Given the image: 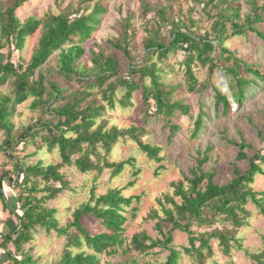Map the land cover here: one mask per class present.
<instances>
[{
  "label": "trees",
  "instance_id": "16d2710c",
  "mask_svg": "<svg viewBox=\"0 0 264 264\" xmlns=\"http://www.w3.org/2000/svg\"><path fill=\"white\" fill-rule=\"evenodd\" d=\"M29 1L9 0V4L5 5L0 0V49L13 44L14 49L22 50L28 36L40 25L42 29L38 47L26 67L23 64H14L11 55H8L6 62L0 58V86L5 85L11 79L14 83L12 94L0 93V133L3 132L6 135L1 147L3 150L13 148L12 117L17 105L29 97H34V107L48 108L52 101L63 96L64 91L54 82H48L47 86L43 74V66L55 52L58 51L56 57L60 74L66 79L74 77L79 80L86 79L89 87L95 85L102 87L119 70L118 60L110 55L107 56L103 50L92 49L91 67L80 68L77 64L84 55L82 43L91 37L101 21V16L107 10L102 3L103 0H97L93 10L89 13L79 14L77 12L71 17L63 12L58 15H48L42 20L30 17L21 22L16 12ZM234 2L207 0V5L211 3L214 7L224 4V9L217 12L218 16L213 22V37L209 33L205 36L196 35L191 31L194 22L185 24L179 20H168L166 10L159 9L157 21L159 24L171 26V40L165 44L159 40L157 35H154L147 40L146 48L157 50L160 56H167L169 52L188 45L183 78L188 89L192 92L196 91L198 79L192 65L197 59L203 65L209 64L211 74L217 69L224 71L234 101L240 103L245 100L247 89L251 84H257V80L264 81V72L257 65H248L241 61L234 51L224 45L227 37L226 24L227 22L232 23L234 35L245 34L248 28L264 40V33L255 26L264 21V3L259 6L256 0H253L244 23L239 25L237 20L240 18L241 6H234ZM120 31H124V38H126L128 31ZM110 43L122 49L124 55L131 57L127 47L124 48L115 40H111ZM150 61L142 64L130 62V78L120 82L125 89L120 103L124 108L131 106V99L135 92L141 91L144 105L147 107L145 115L149 116V108L154 105V114L164 116L165 124L172 134L169 139H172L176 131L180 129L173 117L177 111L189 114L190 107L182 100L173 99L176 87L165 85L159 74L161 69ZM36 71H38V78L35 80L33 77ZM245 73H252L253 78H247ZM147 78L150 79V84L147 83ZM114 90L115 85L109 84L104 91V98L111 108L115 105ZM213 90L217 113L221 111L223 115L230 114L229 97L217 86H213ZM45 95L48 97L45 98ZM89 95V92L85 91L76 92L72 94L71 100L62 106H51V112L55 114L57 120L55 123L44 122L43 124L48 131L45 141L50 149L58 147L61 162L45 165L42 161H38L26 166H20L18 162H15L18 169V178L15 183L21 189L18 197L7 198L0 184V201L3 208L18 220L12 230L2 235L3 247L12 243L16 254L6 251L7 258L0 264H38V259L34 258L31 248L24 250V244L32 240V231H36L38 227H43L47 231L56 230L58 234L66 235L70 244L80 248L86 246L92 250V252L81 250L75 254L70 250H65L59 264H98V254L107 249L114 252L115 247L123 245L122 233L127 220L126 207L130 206L136 198L126 196L123 188L108 187L105 192L97 194L93 187L89 200L75 209L72 221L66 226H59L56 208L44 205L45 201L55 198L68 186L65 175L61 172L65 165L75 166L83 174L96 171L97 176H100L106 169H112L110 179L119 176L129 161H109L108 155L119 140L127 136L136 141L150 159L158 163L164 159V156H161V146L143 142L140 139L138 133L142 132V129L136 126L119 128L112 125L108 127V119L104 116L106 109L104 105L90 102L82 106ZM205 115V112H201L197 117L193 136L197 137L201 133ZM35 126L36 124L28 126L16 143L24 141L27 136L34 138ZM237 146L239 147L237 160L248 159L249 162V167L245 172L234 165V177L227 184L219 185L214 179L215 171L203 170V164L207 162L209 158L207 154L211 150L208 148L202 154V158H198L196 164L189 169V175L185 177L187 184L184 181L172 182L173 195L164 197L172 208H164V217L155 224L156 230L163 239H153L147 232L142 231L133 235L129 247L139 252H145L157 246L165 247L170 253L160 264H178L181 252L168 245L173 241L172 232L180 230L189 234L190 246L185 247L184 251L192 256L197 264H205L206 258L212 254V239H217L223 252L230 254L233 248L232 241L236 240L238 229L245 226L251 216L247 205L255 204L256 208L264 214V191L255 192L251 186L257 175H264L262 168L264 151L248 157L245 152L248 145L242 142ZM9 156L12 157L11 154ZM20 175H23L21 182H19ZM42 192L46 194L40 195ZM176 197L180 198V201H177ZM14 203H19L20 207L17 208ZM17 210L21 213H17ZM84 215L95 217L107 232L92 233L82 222ZM217 222L229 223L230 228L215 227L199 232L198 235H195V231L192 230L194 224L198 227H212ZM166 227H168L167 232H163ZM70 228H74L73 232L69 231ZM197 241L198 246H196ZM249 254L254 264H264V252Z\"/></svg>",
  "mask_w": 264,
  "mask_h": 264
},
{
  "label": "rangeland",
  "instance_id": "374dc122",
  "mask_svg": "<svg viewBox=\"0 0 264 264\" xmlns=\"http://www.w3.org/2000/svg\"><path fill=\"white\" fill-rule=\"evenodd\" d=\"M8 1L2 0L5 5L9 4ZM229 1L233 3L235 0ZM96 2L97 0H30L17 10L16 15L21 22L30 17L42 20L48 15H58L63 12L73 17L77 12L79 14L91 12ZM256 2L261 6L264 0H256ZM102 3L107 10L101 16V21L91 37L82 43L84 55L77 64L80 68L91 67L92 49L103 50L107 56L110 55L118 60V73L108 79L102 87L97 85L89 87L86 79L79 80L77 77L66 79L60 74L56 57L58 51L55 52L43 66V74L47 86L48 82H54L62 88L64 94L52 101L48 108L34 107V97H29L16 106L12 117L13 148L4 150L1 148L6 135L3 132L0 133V184L7 198L18 197L21 189L15 183L18 178L15 162H18L20 166L32 165L38 161H42L45 165L61 162L58 147L50 149L45 141L48 131L43 124L44 122L55 123L57 120L55 114L51 112V106H62L69 102L73 93L89 92L90 95L86 97L82 106L90 102L104 105L106 108L104 116L108 119V127L112 125L119 128L136 126L142 129L143 131L138 133L140 139L143 142L161 146V156H164V159L160 163L150 159L140 149L139 144L127 136L125 139H120L108 155L109 161H129L119 176L110 179L112 169H106L100 176H97L96 171L83 174L75 166L65 165L61 172L65 175L68 186L55 198L45 201L44 205L56 208L59 226H66L72 221L75 209L89 200L93 187L97 194L105 192L108 187L123 188L126 196L136 197L132 204L126 207L127 220L122 233L124 243L122 246L115 247L114 252L107 249L98 254V264H160L169 255V249L162 246L145 252L131 249L129 246L133 235L145 231L153 239H163L156 230L155 224L164 217V208H172L164 197L173 195L172 182H187L185 177L189 175V169L196 164L198 158H202V154L208 148L211 150L207 154L209 158L203 164V170L215 171L214 179L219 185L227 184L234 177V165L238 166L242 172L249 167L248 159L237 160L239 153L237 144L244 142L248 145L245 149L248 157L264 151V81L257 80V84H251L247 89L245 100L237 103L229 89L224 71L217 69L211 74L209 64L203 65L196 59L192 67L198 83L196 91L192 92L183 80L188 45L169 52L167 56H160L157 50L146 48L147 40L154 35H157L159 40L165 44L171 40V26L159 24L157 21L159 9L166 10L168 20H179L185 24L194 22L191 31L196 35L205 36L209 33L213 37V22L218 16L217 12L224 9V4L214 7L211 3L207 5V0H103ZM252 3L253 0L234 2V6H241L240 18L237 20L239 25L244 23ZM255 26L264 33V21ZM120 30L128 31L126 38H124V31ZM41 31L40 25L28 36L22 50L14 49L13 44L0 49L1 60L6 62L8 55H11L14 64H23L26 67L38 47ZM226 31L227 37L224 45L234 51L241 61L248 65H257L264 72V40L248 28L245 34L234 35L230 22L226 24ZM111 40L120 43L124 48L127 47L131 57L124 55L122 49L112 46ZM149 60L161 69L159 74L162 76V82L167 86L176 87L173 99L182 100L190 107L189 114L177 111L173 117L180 129L176 131L172 139H169L172 134L165 124L164 116L154 114V105L149 108V113L152 115H145L147 107L144 105L141 91L135 92L131 99V106L124 108L120 103L125 93L120 82L130 78V62L142 64ZM245 76L253 78L252 73H245ZM37 78L38 71L33 79ZM12 81L11 79L5 85L0 86V93L12 94L14 90ZM146 81L150 84V79L147 78ZM109 84L115 85L114 108H111L104 98V91ZM213 86H217L229 97L230 114L223 115L221 111L217 113ZM47 97L48 95H45V98ZM201 112L206 114L203 118L204 127L195 137L192 133L195 121ZM35 124L34 138L27 136L24 141L16 143L20 135L25 133V129ZM262 168L264 169V164ZM22 177L23 175H20L19 182ZM251 186L255 192L264 191V175H257ZM43 194L46 193L42 192L40 195ZM176 200L180 201V198L176 197ZM14 204L17 208L20 207L19 203ZM247 209L251 211V216L247 224L238 229L236 240L232 241L231 253L225 254L219 241L212 239V254L206 258L205 264H254L249 253L264 252V214L253 203H249ZM17 213L20 214L21 211L17 210ZM0 221L1 262L7 258L6 251L16 254L12 243L3 247L2 235L12 230L18 222L15 216L3 208L1 201ZM82 222L92 233L107 232L91 215H84ZM168 227L164 228L163 232H167ZM215 227L230 228L229 223L217 222L212 227H198L194 224L192 230L195 231V235H198L199 232ZM73 229L70 228L69 231L73 232ZM32 235V240L24 244V250L31 248V253L35 259H38V264H59L65 250H70L74 254L81 250L92 252L86 246L80 248L70 244L68 237L58 234L56 230L47 231L43 227H38L36 231H32ZM172 235L173 241L168 246L181 252L178 264H197L193 257L184 251L185 247L190 246L189 234L174 230ZM198 245L197 241L196 246Z\"/></svg>",
  "mask_w": 264,
  "mask_h": 264
}]
</instances>
